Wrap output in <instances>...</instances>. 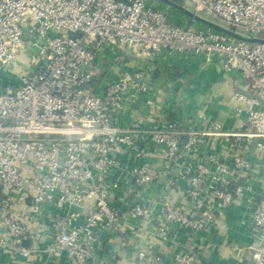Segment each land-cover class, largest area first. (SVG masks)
Here are the masks:
<instances>
[{"label":"built area","instance_id":"built-area-1","mask_svg":"<svg viewBox=\"0 0 264 264\" xmlns=\"http://www.w3.org/2000/svg\"><path fill=\"white\" fill-rule=\"evenodd\" d=\"M174 1L188 2L196 14L242 36L264 39V0ZM106 48L141 62L216 54L225 72H237L245 82V92L230 96L239 126L228 130L213 121L205 130L180 129L171 119L122 123L117 115L149 91L150 71L100 74L98 59ZM105 59L101 66L108 67ZM210 139L226 141L228 153L204 149ZM260 153L264 43L179 23L149 0H0V249L21 256L23 264L35 251L65 255L66 264H88L104 236L123 239L132 221L152 218L141 196L161 176L164 191L182 182L192 204L189 210L159 202L156 232L163 241L168 225L199 233L215 213L243 197L255 241L250 264H264V173L254 170ZM156 157L159 167L148 162ZM116 171L131 176L133 199L114 198ZM46 226L52 237L36 247ZM135 256L142 264H164L145 250ZM169 264H197L196 253L188 248Z\"/></svg>","mask_w":264,"mask_h":264},{"label":"crops","instance_id":"crops-1","mask_svg":"<svg viewBox=\"0 0 264 264\" xmlns=\"http://www.w3.org/2000/svg\"><path fill=\"white\" fill-rule=\"evenodd\" d=\"M110 50L105 62L108 67L115 66V73L124 69L143 67L150 71L151 87L130 109L120 113L118 119L124 123L131 119L141 122L147 120L157 124L162 120H174L180 129L192 128L205 130L213 121L219 122L225 129L234 130L240 119L235 114V103L232 93L245 92V82L237 72L227 73L222 68V58L193 56L191 54L168 56L163 55L154 62L144 61L123 66L122 63L132 61L133 56L119 49ZM113 54V55H112ZM111 70V69H109ZM228 143L224 140L215 142L210 139L203 148L225 155ZM128 154L123 156L124 162ZM152 166H161L158 157L149 159ZM256 173H264V153L257 154L254 159ZM119 185L114 190V198L130 200L134 198L130 188L131 176L116 171L111 177ZM165 176L146 189L141 199L151 206L154 215L150 219L134 220L132 226L125 230L124 238L104 236L103 244L96 248L93 258L88 264H142L135 251L145 250L149 256L160 255L164 264H169L175 254L188 248L196 253L197 264H250V248L255 245L249 226L250 210L243 197L214 214V218L201 232L191 234L174 225L167 226L168 240L163 241L157 234V212L159 202L168 200L179 207L192 209V204L185 198V185L178 182L168 191L162 189ZM131 192V193H130ZM27 214V206L21 210ZM32 224H29L31 229ZM38 231L36 227L32 228ZM1 233V228H0ZM51 229H40L36 237V247L49 242ZM25 260L19 255H12L0 249V264H23ZM30 264H66L65 255L60 258L47 256L41 251L32 252Z\"/></svg>","mask_w":264,"mask_h":264},{"label":"water","instance_id":"water-1","mask_svg":"<svg viewBox=\"0 0 264 264\" xmlns=\"http://www.w3.org/2000/svg\"><path fill=\"white\" fill-rule=\"evenodd\" d=\"M157 1L161 4H164L165 6L172 8L174 10H176L177 12H179L180 14H182L183 16L187 17L188 21L191 23H199L201 25H203L204 27L207 28H211L214 29L216 31L222 32L224 34H227L231 37L240 39V40H244L247 42H258V43H264V39L261 38H247L245 36H242L236 32H234L233 30L226 28L224 26L219 25L218 23L204 18L198 14H196L195 12H193L192 10L184 7V5H182L179 2H176L174 0H154ZM216 55V54H214ZM249 256L251 257V252L249 253Z\"/></svg>","mask_w":264,"mask_h":264},{"label":"rangeland","instance_id":"rangeland-1","mask_svg":"<svg viewBox=\"0 0 264 264\" xmlns=\"http://www.w3.org/2000/svg\"><path fill=\"white\" fill-rule=\"evenodd\" d=\"M152 4H154L155 6H157V7H160V8H162V9H165V10H167L170 14H171V16L175 19V20H177V22H179V23H187V22H189L188 21V19H187V17H185V16H183L182 14H180L179 12H177L176 10H174V9H172V8H169V7H167V6H165L164 4H161V3H159V2H157V1H154V0H149ZM184 7H186V8H188V9H190L191 7L188 5V2H187V4H184ZM191 10V9H190ZM193 24H195V26L196 27H200V28H202V27H204L203 25H201V24H199V23H193ZM111 51V52H113V54H114V50L113 49H111V48H106V49H104L103 51H101L100 52V55H99V59H98V70L100 71V74H102V72L105 74V73H109V74H111L112 76L115 74V71L114 70H109L110 69V67H106V66H101L102 65V62H103V60L106 58L105 56L106 55H109V52L108 51ZM103 54H104V57H103ZM112 54V55H113ZM102 58H104V59H102ZM22 61L23 60H20V62H19V69L21 70V71H26V69H27V67L25 66L24 68H23V65H22ZM139 62H141L140 60H137V59H135V58H132V61L131 60H128V61H126V62H123L122 63V65L123 66H128V65H131V64H134V63H137L136 65L137 66H139ZM23 63H26L25 61L23 62ZM108 63V62H107ZM27 64V63H26ZM25 64V65H26ZM20 70H15V71H13V72H11V71H9V72H7V73H5L4 75L5 76H8V77H10V76H12L13 74H15V73H18ZM106 76H108L107 74H105Z\"/></svg>","mask_w":264,"mask_h":264},{"label":"trees","instance_id":"trees-1","mask_svg":"<svg viewBox=\"0 0 264 264\" xmlns=\"http://www.w3.org/2000/svg\"><path fill=\"white\" fill-rule=\"evenodd\" d=\"M28 199H30V198H28ZM29 201V200H28Z\"/></svg>","mask_w":264,"mask_h":264}]
</instances>
